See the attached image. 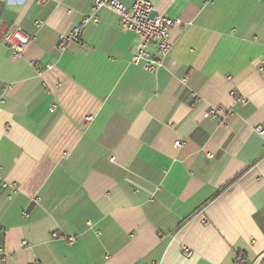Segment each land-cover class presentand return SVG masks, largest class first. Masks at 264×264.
Here are the masks:
<instances>
[{
  "label": "crops",
  "instance_id": "0c3cea01",
  "mask_svg": "<svg viewBox=\"0 0 264 264\" xmlns=\"http://www.w3.org/2000/svg\"><path fill=\"white\" fill-rule=\"evenodd\" d=\"M152 1L156 71L95 0H0V264H264V0Z\"/></svg>",
  "mask_w": 264,
  "mask_h": 264
},
{
  "label": "built area",
  "instance_id": "2783aa9c",
  "mask_svg": "<svg viewBox=\"0 0 264 264\" xmlns=\"http://www.w3.org/2000/svg\"><path fill=\"white\" fill-rule=\"evenodd\" d=\"M102 8H108L117 13L121 27L135 32L137 43L131 60L132 63L142 65L148 71H156L171 52L173 46L171 29L177 24H182L181 21L161 14L152 0H136L131 7L125 5L122 0H95L94 11L96 12ZM90 20L97 21L98 16L96 14L84 15L80 25L75 26L69 33L60 34L58 49L63 51L70 42H78L84 24ZM42 23V20L36 21L38 27ZM31 40L32 37L26 34L19 26L10 27L4 34V41L15 58L23 54ZM152 45L156 46L155 52L151 50ZM52 68L53 65L48 64L45 68H38L37 72L41 74L44 70ZM260 69L264 72V60ZM239 100L245 102V99ZM55 108L56 105H53L52 110ZM220 113L219 109L212 108L209 110L208 115L215 117ZM259 131L264 132V129L259 128ZM182 144L181 140L175 143L177 147ZM1 187L4 189L10 187L14 191L16 190L15 183L10 184L6 181L1 182ZM68 240L74 241V237L71 236ZM26 244L24 242V245ZM185 252L187 255H191L190 250L186 249ZM1 258L6 260V255L3 254Z\"/></svg>",
  "mask_w": 264,
  "mask_h": 264
}]
</instances>
